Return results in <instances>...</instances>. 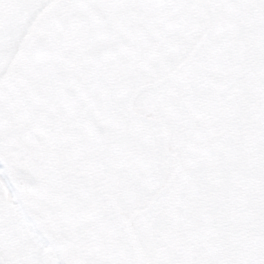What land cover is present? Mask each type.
<instances>
[{"label": "trees", "instance_id": "1", "mask_svg": "<svg viewBox=\"0 0 264 264\" xmlns=\"http://www.w3.org/2000/svg\"><path fill=\"white\" fill-rule=\"evenodd\" d=\"M69 2H75L77 12L87 18L81 39L59 48L51 62L20 63L7 86L8 106L0 128L9 148L53 170L54 183L41 177L40 194L45 217L52 223H56V215L62 217L73 193L72 183L61 174L82 177L87 190L93 185V192L91 189L88 194L98 203L109 200L113 205H122L132 200L135 190L154 195L157 191L151 188L124 141L129 138L145 144L144 130L156 139L154 132L160 129L169 152L180 158L192 156L212 136V103L219 99L225 82L216 64V49L210 45L213 39H209L183 72L150 89L170 77L191 55L190 34L195 36L204 21L202 1ZM184 2L191 5L190 13L188 9L179 10ZM58 20L49 13L37 29L42 25L53 28ZM104 43L108 51L100 62L96 92L100 108L95 125L102 136L98 148L85 132L71 131L66 121L70 117L76 120L77 112L87 102L92 59ZM193 64L196 70L190 72ZM58 76L65 79L61 96L53 95ZM158 138L163 140L160 135ZM56 165L61 166V172L54 169ZM137 198L133 196V200ZM232 209L206 256L218 264H264V215L260 204L253 198L235 199ZM80 215L76 213L72 221L65 216L54 227L68 239L70 250L83 248L86 261L96 264H118L108 263L109 252L103 255L98 249L107 245V234L95 229L92 217L83 220ZM154 221L158 222V217Z\"/></svg>", "mask_w": 264, "mask_h": 264}, {"label": "rangeland", "instance_id": "2", "mask_svg": "<svg viewBox=\"0 0 264 264\" xmlns=\"http://www.w3.org/2000/svg\"><path fill=\"white\" fill-rule=\"evenodd\" d=\"M195 1L204 2L206 22H202L194 37L190 34L192 48L187 46L193 49L191 55L196 53L197 58L203 46L198 42L209 29L213 39L210 45L216 49V64L226 83L221 88L219 99L212 103L210 128L213 133L210 140L190 157L180 158L169 152L180 162L181 172L153 209L162 216L160 223L151 219L152 214L136 220L131 231L133 245L125 223L148 206L153 194L135 190L132 200L122 205H113L109 200L98 203L95 196L88 194L91 189L93 192V185L87 190V183L82 177L74 179L61 174L72 183L73 193L69 203L65 201L62 217L55 214L56 223L49 221L46 227H55L58 220L60 222L65 216L72 221L76 213L81 214L83 220L92 217L95 229L107 234V245L98 249L103 255L109 252L108 263L139 264V250L145 254L143 256L148 264H189L192 257L204 264H218L206 254L220 224L231 216L234 198L255 199L264 214V86L255 70L264 57V0H239L236 5L233 0ZM97 7L101 4L95 6V10ZM74 8L75 2L69 0H0V89L4 88L3 84L17 67L18 60L37 59L33 56V48L37 43L44 42L40 40L42 36L37 33L40 29L36 27L48 13L69 15L72 20L64 19L57 23L58 34L50 39L49 46L44 44L45 53L48 48L52 52L81 39L87 18L78 12L76 15ZM190 8L191 5L184 2L179 10L188 9L190 13ZM44 57L45 54L38 60L44 61ZM252 59L254 63L249 68L247 63ZM196 67L191 65L190 72ZM95 92H99L98 87ZM91 111L92 105L87 100L77 112L76 120L70 117L66 121L71 131L85 132L90 141L92 136L83 120ZM96 116L92 119L93 123ZM159 130L154 132L156 139L148 137L144 130L142 138L146 140L145 144L135 143L129 138L124 141L126 149L146 173L155 191L162 190L176 171V166L163 155L162 139L158 138L163 134ZM90 147L94 151L92 145ZM0 159L8 166L10 175L24 171L27 176L42 181L39 173L43 171V166L27 160L14 149L1 147ZM56 168L61 172V166L56 165ZM5 178L6 174L1 171L0 258L6 264H88L83 248L65 253L44 243L39 232L46 235L47 231L28 223L17 203L19 199L26 200L29 211L46 216L44 206L38 204L36 195L30 197L21 193L20 198H16L9 194ZM47 178L46 175L44 179ZM51 181L54 183L55 180ZM134 195L139 199L133 200ZM82 203H85L84 207Z\"/></svg>", "mask_w": 264, "mask_h": 264}, {"label": "flooded vegetation", "instance_id": "3", "mask_svg": "<svg viewBox=\"0 0 264 264\" xmlns=\"http://www.w3.org/2000/svg\"><path fill=\"white\" fill-rule=\"evenodd\" d=\"M43 42H44V44L46 45L47 44V41L44 39L43 40ZM241 49H243L244 50V48H241ZM49 54V50H48V52H47V54H46V56L44 57L45 58V61H47V62H51V61H53L55 58L54 57H52V55H48ZM249 55H250V53H249ZM253 63H254V61H253V59L252 60H250V63H247V67H249V68H252V66H253ZM255 70L257 71V78L262 82V84H263V86H264V57H262L261 59H260V62H259V64H258V66H257V68H255ZM250 71V70H249ZM66 87H65V84L63 85V86H58V89H57V91L54 93V94H58L59 96H61L64 92V89H65ZM7 92H9V88L8 89H6L5 91H3V89H2V87H1V89H0V128L2 127V123H3V118H4V114H3V112H4V110L6 109V107L8 106V103H7V98H8V94H7ZM10 93V92H9ZM58 100H59V98H58ZM62 100V99H61ZM6 116V115H5ZM252 133V132H251ZM3 143H6L5 142V140L3 139V136H2V130H0V144H3ZM49 172H50V170H48ZM45 172V171H44ZM18 174L20 173V174H25V172L24 171H20V172H17ZM50 174V173H49ZM17 175V174H16ZM11 177H14V176H12L11 175ZM40 187H42V185H39L38 186V188L40 189ZM38 189V190H39ZM26 194V193H25ZM20 195V194H19ZM27 196H30V197H33L32 195H29V194H26ZM35 199H37V201H38V204L39 205H44V203L41 201V199H40V196L37 194V196H35ZM25 201V205H24V207L22 208V214L24 215V216H31V217H33L34 218V220H33V224L35 225V227H36V229L37 228H43V229H45L46 231H47V233L48 234H43V233H40L41 235H43V236H51V237H53V238H59V237H61V238H64L66 241H68L61 233H59L55 228H50V227H46V225H47V223H49L48 222V218L47 217H45V216H42V215H34L33 213H32V211H29V209H28V206H29V203L28 202H26V200H24ZM45 227V228H44ZM50 247H53V245L50 243V242H46ZM70 243V242H69ZM54 248V247H53ZM55 250H58V251H60V252H65V251H62V250H59V249H57V248H54ZM191 264H197L196 263V259L195 258H191Z\"/></svg>", "mask_w": 264, "mask_h": 264}, {"label": "water", "instance_id": "4", "mask_svg": "<svg viewBox=\"0 0 264 264\" xmlns=\"http://www.w3.org/2000/svg\"><path fill=\"white\" fill-rule=\"evenodd\" d=\"M157 2H161L162 0H156ZM107 51V47L105 46L102 51L96 55L94 58H93V84H92V87L90 89V92H89V101L94 105V110L92 113H90L86 118H85V125L92 131L93 135H94V138H95V141H96V144L97 145H101V137H100V134L98 132V130L96 129V127L92 124L91 122V119L92 117L97 113L98 111V103L96 101L93 100V95H94V92H95V89L97 87V71H98V67H99V61L104 57L105 53ZM43 53V46L42 44H38L36 49H35V54L40 56L42 55ZM196 53H194L189 59L188 61L180 68L178 69L169 79L173 78L174 76H176L177 74H179L181 71H183L189 64L190 62L192 61V59L194 58ZM168 79V80H169ZM59 82H62L61 79H59ZM165 156L166 158L173 162L175 165H176V173L174 175V177L172 178V180L169 182V184L165 187V189H163L161 192H159L154 198L153 200L151 201V204L149 206V209H151V207L153 206V204L157 201V199L159 197H161L162 195H164L165 193H167V191L170 189V187L172 186L173 184V181L175 180L176 176L178 175V173L180 172V164L174 159L172 158L168 152H165ZM24 180L20 181V188H24L26 189L28 192H36V186L32 183V182H23ZM146 214V213H144ZM138 216H141V215H135L134 218L138 217ZM58 245L60 246H64V244H62L61 242L57 243ZM0 264H5L3 262V260L0 258Z\"/></svg>", "mask_w": 264, "mask_h": 264}]
</instances>
